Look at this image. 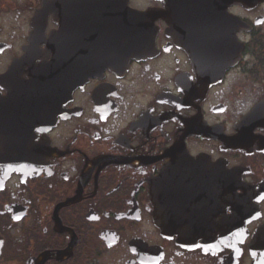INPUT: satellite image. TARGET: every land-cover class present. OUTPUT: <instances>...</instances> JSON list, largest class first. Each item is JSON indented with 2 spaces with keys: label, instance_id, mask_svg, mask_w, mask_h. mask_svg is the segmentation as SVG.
Segmentation results:
<instances>
[{
  "label": "flooded vegetation",
  "instance_id": "af4514ba",
  "mask_svg": "<svg viewBox=\"0 0 264 264\" xmlns=\"http://www.w3.org/2000/svg\"><path fill=\"white\" fill-rule=\"evenodd\" d=\"M0 238V264H264V0H0Z\"/></svg>",
  "mask_w": 264,
  "mask_h": 264
},
{
  "label": "water",
  "instance_id": "95a60500",
  "mask_svg": "<svg viewBox=\"0 0 264 264\" xmlns=\"http://www.w3.org/2000/svg\"><path fill=\"white\" fill-rule=\"evenodd\" d=\"M121 8V7H120ZM123 9L121 8V11H122ZM136 21H137V19H136ZM132 22V21H131ZM130 22V24L131 25H133L134 23V21L131 23ZM119 25H120V30L122 31L124 28H125V26H128V24H127V22H120L119 23ZM125 39H126V37L124 36V35H120V36H115L114 38H113V41H114V45H117V48L119 47L120 48V50H118V49H116V50H114L115 51V53H113L114 55H122V54H125L126 52H127V48L126 47H128V45L127 44H125L124 43V41H125ZM139 39H140V37L139 36H132L131 37V47L129 48V50H128V57H136V56H139V55H141V54H143V53H140V52H138L137 50H136V47L138 46V41H139ZM133 42H135V43H133ZM107 53H105L104 54V56L106 55ZM112 54V53H111ZM115 63V60H107V59H105L104 60V62H103V66H101V67H94V68H89L88 70H87V79L90 77V76H92V75H95L94 73H95V71H97L98 69H107V67H111L113 64ZM14 69H15V71H16V69H17V67H16V65L14 66ZM250 119H252V118H250ZM16 166H13L12 168H15ZM235 172L233 171V172H231V174H234ZM216 183H218V181H216ZM155 197L157 198V199H159L160 198V192H159V189L155 192ZM158 215H159V212H158ZM2 239L0 238V253H1V248H2Z\"/></svg>",
  "mask_w": 264,
  "mask_h": 264
}]
</instances>
